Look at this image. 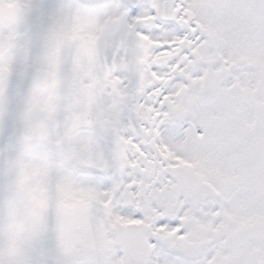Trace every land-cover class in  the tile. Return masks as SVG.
Wrapping results in <instances>:
<instances>
[{
	"label": "snow or ice",
	"instance_id": "obj_1",
	"mask_svg": "<svg viewBox=\"0 0 264 264\" xmlns=\"http://www.w3.org/2000/svg\"><path fill=\"white\" fill-rule=\"evenodd\" d=\"M0 264H264V0H0Z\"/></svg>",
	"mask_w": 264,
	"mask_h": 264
}]
</instances>
